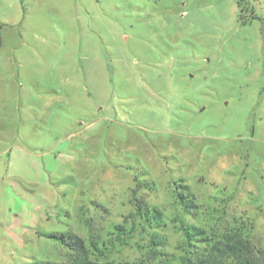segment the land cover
<instances>
[{
  "label": "rangeland",
  "instance_id": "1",
  "mask_svg": "<svg viewBox=\"0 0 264 264\" xmlns=\"http://www.w3.org/2000/svg\"><path fill=\"white\" fill-rule=\"evenodd\" d=\"M245 259L264 0H0V264Z\"/></svg>",
  "mask_w": 264,
  "mask_h": 264
},
{
  "label": "trees",
  "instance_id": "2",
  "mask_svg": "<svg viewBox=\"0 0 264 264\" xmlns=\"http://www.w3.org/2000/svg\"><path fill=\"white\" fill-rule=\"evenodd\" d=\"M67 237H69V238H71V242H73V237L71 236V235H67V236H65V235H59V237L57 236V235H55V234H50L49 235V238H53V239H58L59 241H61V242H63L64 241V239H66ZM81 242L79 241V242H77L75 245H73L74 247V249L76 248H78V247H80L81 246ZM241 245V244H240ZM69 246V248L71 249L72 248V246L71 245H68ZM231 248V249H230ZM227 249H230V251H232V252H237L238 251V249L235 247V246H231V247H227ZM243 259H244V257H242ZM43 264H53V263H43ZM76 264H97V263H94V262H92V261H79L78 263H76ZM105 264H111V263H105ZM244 264H251V263H249L248 262V260H244Z\"/></svg>",
  "mask_w": 264,
  "mask_h": 264
},
{
  "label": "crops",
  "instance_id": "3",
  "mask_svg": "<svg viewBox=\"0 0 264 264\" xmlns=\"http://www.w3.org/2000/svg\"><path fill=\"white\" fill-rule=\"evenodd\" d=\"M88 71H89V70H87V69L84 68L83 71H82L81 73H84V72H85V73H86V72L88 73ZM92 72H93L95 75H97V72L95 73V69H94V68L92 69ZM48 97H51V96H48ZM49 99H50V98L47 99V102H49ZM51 105H52V104H51ZM47 106H49V103H47Z\"/></svg>",
  "mask_w": 264,
  "mask_h": 264
}]
</instances>
